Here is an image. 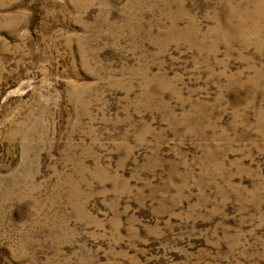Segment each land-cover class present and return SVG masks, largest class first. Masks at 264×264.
Segmentation results:
<instances>
[{
    "label": "rangeland",
    "instance_id": "1",
    "mask_svg": "<svg viewBox=\"0 0 264 264\" xmlns=\"http://www.w3.org/2000/svg\"><path fill=\"white\" fill-rule=\"evenodd\" d=\"M0 264H264V0H0Z\"/></svg>",
    "mask_w": 264,
    "mask_h": 264
}]
</instances>
